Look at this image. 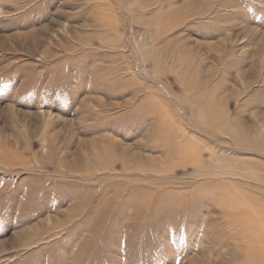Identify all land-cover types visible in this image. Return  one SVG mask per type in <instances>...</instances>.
I'll use <instances>...</instances> for the list:
<instances>
[{
  "label": "rangeland",
  "instance_id": "1",
  "mask_svg": "<svg viewBox=\"0 0 264 264\" xmlns=\"http://www.w3.org/2000/svg\"><path fill=\"white\" fill-rule=\"evenodd\" d=\"M0 154V264H264V0H0Z\"/></svg>",
  "mask_w": 264,
  "mask_h": 264
},
{
  "label": "bare ground",
  "instance_id": "2",
  "mask_svg": "<svg viewBox=\"0 0 264 264\" xmlns=\"http://www.w3.org/2000/svg\"><path fill=\"white\" fill-rule=\"evenodd\" d=\"M89 1V0H88ZM9 9V8H8ZM40 31H42V30H40ZM37 35V31H34V30H32V31H29L28 32V34L25 36V38L27 39V40H30V41H32L34 38H35V36ZM1 155V154H0Z\"/></svg>",
  "mask_w": 264,
  "mask_h": 264
}]
</instances>
